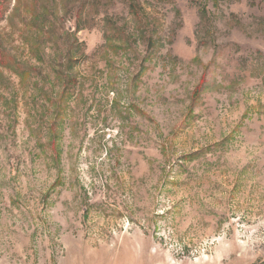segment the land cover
<instances>
[{"label":"rangeland","instance_id":"rangeland-1","mask_svg":"<svg viewBox=\"0 0 264 264\" xmlns=\"http://www.w3.org/2000/svg\"><path fill=\"white\" fill-rule=\"evenodd\" d=\"M0 264H264V0H0Z\"/></svg>","mask_w":264,"mask_h":264}]
</instances>
